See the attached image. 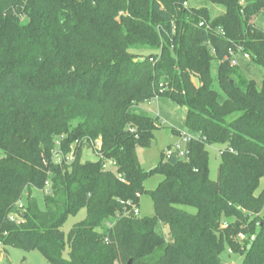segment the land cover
<instances>
[{
  "label": "trees",
  "instance_id": "1",
  "mask_svg": "<svg viewBox=\"0 0 264 264\" xmlns=\"http://www.w3.org/2000/svg\"><path fill=\"white\" fill-rule=\"evenodd\" d=\"M189 1L0 0L4 247L36 250L47 264H222L227 247L242 264H264V188L256 194L264 81L260 89L253 80L238 83L224 60L238 46L264 72V31L253 22L264 1L208 0L223 9L215 18ZM213 60L224 100L212 87ZM164 96L186 109L184 127L195 138L187 159L163 151L145 172L137 149L150 146L159 118L142 106ZM76 142L69 165L54 163L57 143L67 154ZM215 144L224 149L212 181L207 147ZM84 147L96 148L97 161L82 162ZM156 173L163 180L145 190ZM33 191L43 194L44 210ZM144 194L152 218L131 213ZM81 210L84 219L65 234ZM158 221L169 237L156 231Z\"/></svg>",
  "mask_w": 264,
  "mask_h": 264
},
{
  "label": "rangeland",
  "instance_id": "2",
  "mask_svg": "<svg viewBox=\"0 0 264 264\" xmlns=\"http://www.w3.org/2000/svg\"><path fill=\"white\" fill-rule=\"evenodd\" d=\"M188 5L193 8L208 9L212 18L220 16L223 13V9L221 7L212 5L208 0H190ZM253 22L264 31V10L254 18ZM239 58L240 60L238 66L231 70L232 77L240 84L245 81L253 80L257 88L260 89L264 81V72L262 68L251 61L243 60L241 56ZM218 65L219 62L217 60H213L211 63V77L213 80L212 87L219 94L220 98L224 100L225 96L220 90L217 82ZM192 82L196 86H199L197 78L192 77ZM142 110L148 113L152 118H159L158 128L154 131V138L152 139L150 146L147 148L138 147L137 149V157L142 170L149 172L158 165L161 159V154L163 151L165 153L168 145L177 141L178 134L174 135L172 132L173 129L179 130L178 133L182 131L186 132L184 127L186 109L176 105L173 101L164 96L155 98L151 102L143 105ZM222 149H224V145L221 144H215L207 147V151L209 153V178L212 181L217 180L220 150ZM97 159L98 156L95 148L84 147L82 149V162H95ZM66 164L69 165V162ZM162 180L163 176L158 173L151 175L144 182L145 190L155 189ZM48 187L49 186H47L46 190H48ZM263 188L264 176L260 179L256 194L260 193ZM44 193H46V191H44ZM26 194L27 193L24 194L17 205V208L21 209V211H24V208L26 207ZM31 195L37 199L40 209L44 210L45 206L43 194L39 191H33ZM181 208L190 213L196 212L195 209L190 207ZM153 216V201L148 194H144L139 200V217L152 218ZM84 217L85 210H81L77 213V215L69 217L61 230L65 234H68L72 226L83 220ZM156 231L166 238L169 237V228L161 221L157 222ZM0 253V264H47L45 258L36 250L25 252L20 249L2 246ZM220 258L222 264H242L243 262V257L241 255L231 253L227 247L221 254Z\"/></svg>",
  "mask_w": 264,
  "mask_h": 264
},
{
  "label": "built area",
  "instance_id": "3",
  "mask_svg": "<svg viewBox=\"0 0 264 264\" xmlns=\"http://www.w3.org/2000/svg\"><path fill=\"white\" fill-rule=\"evenodd\" d=\"M264 1V0H263ZM200 27H204L206 29L209 28V26L205 23H200L199 24ZM221 34H223L221 31H220ZM214 53V52H212ZM243 59V60H247V61H251V57L248 53L244 52L242 50L241 47H235L234 48H230L228 50V53L227 55L225 56L224 60L227 61L230 65V67H236L238 66L239 64V60H240V57ZM159 87L161 88V91H166L167 90V87L164 85V84H160ZM158 98V97H156ZM155 99V98H154ZM195 138L194 135L190 134V133H187V132H180L178 134V138H177V141L173 144H171V147L170 149H166L165 150V157H169L171 155H175L177 159L179 160H185L187 159V156H188V144ZM75 145H79L78 142H76L74 145H72L70 147V152H68L67 154H64L63 151L59 148V143H57V146H56V149L53 151V161L54 163L56 164H62V163H71L73 160H74V147ZM95 145H96V148L99 149L100 147V141L97 140L95 141ZM95 148V149H96ZM114 167V163L111 162V161H105L104 163V168L105 169H110L112 170ZM118 177L120 178L121 176L118 175ZM122 182H124L123 179H121ZM46 186H49L48 183H46ZM45 191L47 192V190L45 189ZM131 213L134 215V216H139V207L135 204L132 205V209H131ZM9 219L11 221H16L17 222V218L16 216L14 215H10ZM245 239V236L240 234L238 236V240L242 241ZM253 239V237H252ZM2 243L0 241V250H1V247H2ZM0 256H1V253H0Z\"/></svg>",
  "mask_w": 264,
  "mask_h": 264
},
{
  "label": "water",
  "instance_id": "4",
  "mask_svg": "<svg viewBox=\"0 0 264 264\" xmlns=\"http://www.w3.org/2000/svg\"><path fill=\"white\" fill-rule=\"evenodd\" d=\"M128 264H131L130 262H128Z\"/></svg>",
  "mask_w": 264,
  "mask_h": 264
},
{
  "label": "crops",
  "instance_id": "5",
  "mask_svg": "<svg viewBox=\"0 0 264 264\" xmlns=\"http://www.w3.org/2000/svg\"><path fill=\"white\" fill-rule=\"evenodd\" d=\"M177 130V129H176ZM169 145H171V144H169Z\"/></svg>",
  "mask_w": 264,
  "mask_h": 264
}]
</instances>
